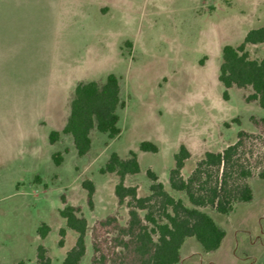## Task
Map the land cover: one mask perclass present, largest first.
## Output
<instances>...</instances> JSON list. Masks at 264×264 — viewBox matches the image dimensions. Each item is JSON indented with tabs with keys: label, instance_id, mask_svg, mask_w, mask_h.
<instances>
[{
	"label": "rangeland",
	"instance_id": "374dc122",
	"mask_svg": "<svg viewBox=\"0 0 264 264\" xmlns=\"http://www.w3.org/2000/svg\"><path fill=\"white\" fill-rule=\"evenodd\" d=\"M263 25L264 0H0V264H37L38 245L51 264H62L76 239L59 215L66 205L87 221L79 264H88L92 225L108 215L123 225L128 217L127 199L118 204L114 195L118 176L99 171L111 153L135 155L139 173L123 184L135 186L138 197L149 194L150 169L188 206L168 181L179 146L190 153L181 169L186 179L206 152L235 143L240 130L254 136L239 150L252 174V200L235 203L226 215L203 208L225 231L222 244L204 253L187 238L178 264H264V180L257 177L264 138L255 137L260 130L250 121L264 118V109L244 100L250 89L231 87L223 99L217 80L223 46L236 47ZM246 50L253 59L264 55V45ZM108 74L118 78L124 102L120 134L108 139L91 131L89 152L78 156L61 132L74 88L102 84ZM53 131L59 135L49 143ZM142 141L156 152H141ZM84 181L93 186L91 207Z\"/></svg>",
	"mask_w": 264,
	"mask_h": 264
},
{
	"label": "trees",
	"instance_id": "16d2710c",
	"mask_svg": "<svg viewBox=\"0 0 264 264\" xmlns=\"http://www.w3.org/2000/svg\"><path fill=\"white\" fill-rule=\"evenodd\" d=\"M247 45H264V25L249 30L236 47L223 46L217 80L224 87L223 99H227L231 87L250 89L251 93L244 100L255 102L264 109V55L259 59L250 58ZM119 92V81L113 74H108L102 84L89 81L75 86L69 115L61 132L71 137L78 156L89 152L91 131L105 134L108 139L120 134L118 110L124 107V102ZM250 121L260 130L255 137L263 139L264 118L251 117ZM58 135L56 131L51 132L49 143L56 141ZM251 137L254 136L238 131L235 143L221 152H206L186 179L182 178L181 169L190 153L183 145L179 146L173 156L174 166L169 171L168 181L172 190L185 195L188 206L181 199L173 198L150 169L146 170L150 181L149 194L138 197L135 186L123 184L125 176L139 173L135 155L120 158L111 153L99 171L118 176L114 195L118 204L127 199L128 217L123 225L115 215H108L92 225L88 264H178L187 238L194 239L204 253L215 252L222 244L225 231L202 209L208 207L226 215L235 203L252 200V189L247 182L252 174L239 156L244 141ZM139 150L155 153L157 148L142 141ZM61 160L60 153L52 155L55 165ZM257 177L264 180V167ZM82 185L87 190V203L91 207L93 186L89 181ZM140 212L144 213L143 216ZM59 215L65 220L66 228L76 233L74 245L66 252L62 264H79L86 254L87 221L78 207L70 205L61 209ZM47 232L48 227L44 224L38 229L40 238H44ZM59 235L58 245L62 246L65 229H60ZM36 259L37 264H51L42 245L36 248Z\"/></svg>",
	"mask_w": 264,
	"mask_h": 264
}]
</instances>
